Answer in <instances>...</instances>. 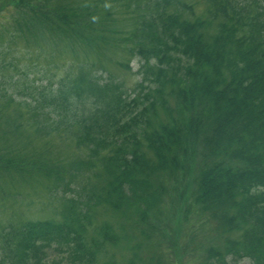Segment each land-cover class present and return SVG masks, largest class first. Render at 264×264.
Returning a JSON list of instances; mask_svg holds the SVG:
<instances>
[{
  "label": "trees",
  "instance_id": "1",
  "mask_svg": "<svg viewBox=\"0 0 264 264\" xmlns=\"http://www.w3.org/2000/svg\"><path fill=\"white\" fill-rule=\"evenodd\" d=\"M111 1L132 12L124 19L133 25L129 30L117 25ZM208 2L215 10L211 20L197 16L187 0H0V64L9 65L0 68L2 81L18 65L11 44L22 32L38 43L43 34L53 45L70 40L75 52L83 45L100 64L105 51L134 54L136 49L147 63L157 60L165 67L145 78L158 85V95L135 114L111 73L101 85L95 81L91 61L76 68L60 96L49 99V105L75 112L73 137L77 144H90L96 157L85 202L59 195V183L66 180L62 173L70 175L59 164L46 157L19 163L22 141L33 144L37 135L57 127L39 118L30 103L17 104L13 97L3 102L0 117L16 125L0 133V264H170L142 256L145 242L155 238L136 220L147 223L153 217L165 193L160 180L178 170L171 154L190 155L199 145L205 163L197 175L189 170V182L175 183L173 209L188 200L199 223L206 217L213 236L228 238L216 241L217 247L212 237L198 264H228V256L264 264V50L253 51V42L264 39V20L250 11L257 0ZM176 53L189 59L183 79L190 85L176 93L182 117L172 111L174 95H163L176 84ZM146 144L154 152L151 158L142 151ZM41 178L48 181L52 209L46 219L35 218L21 193L33 180L41 185ZM181 187L190 192L180 194ZM100 208L103 215L120 218L96 225ZM109 247L130 255L119 260ZM47 249L63 257H52Z\"/></svg>",
  "mask_w": 264,
  "mask_h": 264
},
{
  "label": "rangeland",
  "instance_id": "2",
  "mask_svg": "<svg viewBox=\"0 0 264 264\" xmlns=\"http://www.w3.org/2000/svg\"><path fill=\"white\" fill-rule=\"evenodd\" d=\"M110 8L115 13L116 20L119 22V24H117L119 28L121 26V28L123 27L124 30H129L130 26H133L132 24H128V22L126 21L128 20V18H126V13H124L127 11L126 6L120 9L119 4L117 2L111 1ZM1 21L2 19H0V23ZM59 43L65 44V48L57 50H66L68 51V53L73 52L72 49L68 48L69 46L67 43H64L62 41H60ZM84 56L93 58L92 55L89 53V49H84L82 46H79L75 58L81 61ZM103 58L109 59L107 64L112 70L115 71V75L117 78L120 79L122 76L124 78V83L129 82L128 84H131V87L133 86L129 91V94L131 95V99L135 98L140 93L137 86H135L139 81L141 82V76L138 75L139 64L136 61L131 64L135 73L134 76L129 78L128 74L124 72V70H121L120 68H118L117 70L116 68V71L114 67H111L114 61L120 59V52L113 53L109 51L105 56H103ZM72 63L73 60H70L68 58L63 59V57H59L56 59V64L53 65L55 70H53L52 73H57L59 78H65L68 73V67ZM95 70L99 69L95 68ZM40 77L42 76H38L36 80L39 81ZM31 78H33L32 75ZM0 87L3 88V86L1 85ZM18 95L21 96L22 94L18 93ZM40 182L41 181L39 180H35L33 181V184L39 186ZM84 184L83 186H78L77 189H74V192L70 194L73 196H79L80 198L88 197V195L91 194L90 187H84ZM32 192L35 193L34 190H32ZM45 192L46 189H42L38 194V207L36 206L34 208H31V210H33L32 212H34V216L36 219L48 218L46 211H51L49 207L41 209L43 208L45 202ZM173 207L174 204L170 199H168L164 205L162 216L158 221V227L160 228V231L152 242H145V247L143 249L142 256L145 258H148L150 256H154L157 258L160 257L162 261L166 263L168 262L170 264H198V260H200V258H202L205 254V246L209 244V241L213 237L212 235H210L211 230L209 229V227L205 226L203 222H198L196 214L190 211L191 204L189 203V201L185 202V204L183 205H179L176 209H173ZM188 208L190 209L188 210ZM98 212V215L96 214L95 216L96 225L98 223H102L105 220L111 221V218L105 215H103V219L100 221L97 217H99L100 213H102V209L100 208ZM137 239L141 240L139 236ZM109 251L111 254H114L119 260L122 259L121 256H123V258H126L130 255L128 251L125 253V255H123L122 251H115L113 247H109L108 252ZM240 264L252 263L249 259H246L240 262Z\"/></svg>",
  "mask_w": 264,
  "mask_h": 264
},
{
  "label": "clouds",
  "instance_id": "3",
  "mask_svg": "<svg viewBox=\"0 0 264 264\" xmlns=\"http://www.w3.org/2000/svg\"><path fill=\"white\" fill-rule=\"evenodd\" d=\"M95 20V18H93Z\"/></svg>",
  "mask_w": 264,
  "mask_h": 264
}]
</instances>
